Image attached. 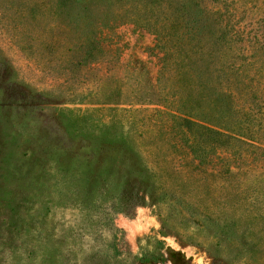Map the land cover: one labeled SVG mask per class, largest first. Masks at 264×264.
I'll list each match as a JSON object with an SVG mask.
<instances>
[{
    "label": "rangeland",
    "instance_id": "1",
    "mask_svg": "<svg viewBox=\"0 0 264 264\" xmlns=\"http://www.w3.org/2000/svg\"><path fill=\"white\" fill-rule=\"evenodd\" d=\"M202 2L237 34L210 80L264 91V0ZM80 23L55 0H0V264H170L167 246L264 264V149L199 162L167 115L186 90L155 35L120 23L86 55ZM136 153L155 192L130 179Z\"/></svg>",
    "mask_w": 264,
    "mask_h": 264
},
{
    "label": "trees",
    "instance_id": "2",
    "mask_svg": "<svg viewBox=\"0 0 264 264\" xmlns=\"http://www.w3.org/2000/svg\"><path fill=\"white\" fill-rule=\"evenodd\" d=\"M39 2L46 4L49 0ZM55 3L81 21L75 31L87 40L86 55L98 44L97 35L103 28L120 23L138 25L155 35L156 47L162 50V67L175 63L186 90L182 101L186 106L167 115L173 126L181 128L189 152L199 162L207 159L209 148L214 146L232 148V154L239 153L241 146L264 149L263 88L255 89L236 80H210L206 74L210 67L211 75L212 70L219 72V76L232 71L230 55L237 34L219 9L207 7L202 0H55ZM216 52L220 57H215ZM199 62L205 71L200 69ZM145 166L136 153V164L132 166L136 178L131 175L130 179L150 193L153 183L146 178ZM165 254L170 264L191 262L183 252L170 246L165 248Z\"/></svg>",
    "mask_w": 264,
    "mask_h": 264
}]
</instances>
